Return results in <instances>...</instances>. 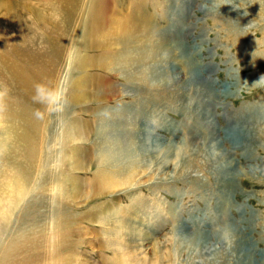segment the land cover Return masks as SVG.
Instances as JSON below:
<instances>
[{
  "label": "rangeland",
  "instance_id": "1",
  "mask_svg": "<svg viewBox=\"0 0 264 264\" xmlns=\"http://www.w3.org/2000/svg\"><path fill=\"white\" fill-rule=\"evenodd\" d=\"M10 1L18 4L17 0ZM123 1L131 4L136 0ZM146 1L149 3L146 13L156 15L160 28H173L174 37L178 29L182 30L176 41L183 42L181 47L192 53L202 75L211 81L217 102L199 91L197 84L188 85L187 79L195 78L196 73L181 67L175 71L172 59L165 56H162L164 61L158 60L153 65L150 59L140 67L124 65L123 73L87 69L86 74L96 75L102 79V84L107 81L122 92L117 95L102 85L98 89L88 86L87 92L102 96L99 101L91 98L78 101L69 96L64 72L53 89L61 94V100L45 107V113L27 103L8 72L0 69V116L4 122L0 136L9 145L14 143L13 148L0 152V170L13 164L20 170L31 171L34 178L41 181L34 185L21 206L22 210L25 207L23 212L20 210L10 223L0 226V257H5L8 247H14L12 244L33 241L36 248L31 251H35L26 253L37 257L35 260L40 257L38 252L45 253L46 264H116V259L126 254L146 258L149 263L155 261L154 257H161L160 264H200L201 259L194 260L188 244L177 241L178 237L198 231L200 237L208 236L210 242L216 244L220 233L233 228L242 236L254 263L264 264V81H258L264 76V0ZM27 12L30 26L44 35L35 14ZM0 28L8 43L3 48L0 44V52L5 53L19 42L7 24L2 23ZM147 44L153 51L157 50L154 38ZM33 47L22 48L36 54L35 61H48L49 51L43 42ZM80 48L85 51L84 42ZM159 76L165 80L158 79ZM8 119L14 122H5ZM66 120L68 124L79 122L88 133V141L76 145L79 155L90 160L87 170H72L61 153L64 150L70 153L73 148V145L65 146L66 133L62 127L63 121L67 125ZM211 124L216 126L215 130ZM12 130L24 136L23 142L21 138L12 137ZM231 132L234 137L230 139ZM193 134L220 137V147L228 150V160H235L239 169L235 183L228 181L225 173L212 171L203 158L186 145ZM156 138L173 145L174 152L170 149L172 153L167 159L162 156L156 159L157 153H153L152 167L145 163L141 169L144 174L138 176L139 171L136 172V184L89 199L79 196L83 191L90 192L100 156L108 159L112 156L113 162L109 163L114 164V168L110 164V167L104 166L110 172L127 175L133 169L130 164L134 160L148 159L142 155V142ZM203 143L198 141L196 146L202 148ZM55 152L58 156L53 155ZM115 155L126 160L124 166L115 167ZM168 159L171 161L165 166V173H174V167L178 166L172 178L162 180L153 173L152 179L146 181L145 169L153 171ZM184 160L189 166L186 174L181 167ZM43 171L47 172V177L39 175ZM62 172L69 179L77 180L78 191H73L72 181L70 184L60 180L59 184L49 178L50 175L53 180L55 174ZM61 184H64L63 191ZM133 205L141 207L138 212L125 210ZM109 211L117 213L114 217L136 219L137 227L146 234L142 237L149 239L138 242L136 247L128 244V235L126 237L125 229L121 228L127 225L125 220L113 226L114 217H109L107 223L99 219L108 217ZM28 212L27 217L23 215ZM30 215L37 219L32 220ZM59 221L66 228L58 232V247L50 250L54 254L47 255L45 249L49 247L39 249L37 246H41L42 241L48 242L45 234L51 238ZM224 238L222 235L220 239ZM114 243L122 247L128 244L126 252L116 251ZM156 247L159 256L155 254ZM14 248L16 260L25 255L18 245ZM215 264L238 263L232 255L229 260Z\"/></svg>",
  "mask_w": 264,
  "mask_h": 264
},
{
  "label": "bare ground",
  "instance_id": "2",
  "mask_svg": "<svg viewBox=\"0 0 264 264\" xmlns=\"http://www.w3.org/2000/svg\"><path fill=\"white\" fill-rule=\"evenodd\" d=\"M17 3L18 4L13 3L10 0H0V25L2 23L7 24L13 34L16 35L15 39L19 42L16 43V45H11L7 52H0V69L8 72L16 85L18 93L23 96V99L27 103L38 107L43 113L47 112L45 107L47 108L50 103L41 102L35 98V86L37 84L45 85L46 89L53 91L65 72L67 73V76L64 84L67 86L69 96L71 94L73 98L78 101H82L84 98H91L92 101H99L102 96L99 97L98 94L87 92L86 88L88 86L93 89H98L102 85L101 87L104 86L107 90L117 92V95L119 93L122 94V92H120V89L118 90L115 85H108L106 83L107 81H103L102 84V79L100 80L96 75L91 76L86 74L85 72L87 69H104L114 71L115 73H121L122 70H125L123 67L124 65L128 64L132 67H140L149 59L151 60L150 63L153 65L158 60H160V62L162 60L164 61V57L162 56L172 59V62L175 65V71L178 70V67H181L189 68L191 73H196L195 78H188V76L185 75L188 78V85L191 83L197 84L199 91L208 96L212 102H217L216 93L213 91L214 87L211 81L205 79L202 75L198 63L193 59L192 53H190L186 47L184 48L183 45V47H181L180 43L183 42L176 41V39H180L182 30L178 29V33L174 37L172 36V33L176 30L173 28H160L156 23V15H149L146 13L145 10L149 6V3L146 0H136L131 4L129 2H124L123 0H17ZM127 6L130 7L127 8ZM37 9H40V12L37 11ZM27 10L35 14L36 23L43 28V31L46 34H44V38H42L44 35L37 33L30 26L31 24L27 20V15L29 14ZM3 33L2 28H0V44H3L2 48L8 45ZM153 38L156 42V51H153V48L148 47L147 44V42L151 43ZM39 42H43L44 47L49 51V55L47 56L48 61H45L44 63L35 61V59H38V56H36V54H29L25 48H22L25 46L33 47V44ZM83 42L86 52H98L101 50L103 52L88 54L80 48ZM80 69H82V71H80ZM145 70L154 71L152 68H145ZM179 75H182V71L179 72ZM157 78L162 81L165 80V77L159 76ZM51 107L52 105H50V108ZM205 112L207 116L210 117L208 109H205ZM51 113L52 110L49 114ZM0 117L1 126L4 122H2L3 117ZM13 119L15 121V116ZM10 120L11 119H8V121L6 120L5 122H14ZM66 122L67 125L63 121L62 127H65L66 136L63 137L62 135L61 137L66 141L65 146L73 145V148H71L70 153L66 150L61 153L64 154L67 159L65 161L69 163L72 170H87L90 167L88 165L90 164V160L84 159L79 155L78 147L76 145L81 142H87L88 133L79 122H72V124H68V120H66ZM215 128L216 126L214 125L213 129L215 130ZM12 133L13 138H21L23 142L22 138L24 136L22 134H18L15 130H12ZM232 133L233 132L229 134L230 139L234 137ZM196 134L191 136V139L186 142V145L188 147L191 146L195 154L202 157L205 164L210 167L212 171L215 170L219 173H225V178H228V181H231V183H235L236 178L239 175V169L237 168L235 160H228V150L224 147H220L222 144V141L218 140L220 137L217 136L218 138L216 139L217 134H203L205 136H198ZM157 139L158 138H156L155 141L148 139L142 142V145L140 146L142 155L148 159L145 158L144 161H142V159L140 161V158L138 161L134 160V162L130 164L133 169H131L127 175L110 172L111 170L104 166H108L110 164L109 162H113L111 158L112 156L109 157V159L107 156H100L101 158L97 165L96 176L92 182L93 186L90 189V192L83 191L82 195L79 196L89 199V197L92 196L106 195L127 185L132 186L136 184V172L139 171L138 176H142L144 173H141V169L145 163L147 166L152 167L151 164H153L154 161H152L150 157L153 153H157L156 159H160L161 156L164 159H167L172 151L174 152L173 145L164 144ZM198 141L204 142L202 148L196 146V142ZM13 144L14 143L9 145L8 142L0 136V152L13 148ZM53 155L58 156V152L53 153ZM53 158L55 159V156ZM136 158L137 157L135 156L134 159ZM115 160H117V165H115V167L124 166V163L126 162V160L120 155L119 157L115 155ZM170 161V159L162 161L158 168H155L150 172L148 168L145 169V174H148V179L146 181L152 179L153 173L156 174L155 176L161 177L162 180L171 179L173 174L177 172L178 166L174 167V173H165V166L169 165ZM43 164H46L45 167L48 166L45 162H43ZM110 165L113 167L114 164ZM181 167L183 174H186L189 168L186 160H184ZM42 173L39 174L42 175V178L44 175L47 177V172L46 174L44 171ZM49 178H51V181L59 184L60 180H66L65 183L70 184L72 181L73 191H78L77 180L69 179L63 172L58 175L55 174L53 180L50 175ZM38 181L37 178H34L31 171L26 172L25 170H20L19 167L13 164L1 168L0 226L10 223L14 214H17L22 210L21 206L29 197L30 191H33L35 187L34 185H38ZM40 182L41 181H39V183ZM63 185L64 184H61L62 191L64 190ZM62 191H60L61 194ZM139 208L141 207L135 208L133 205V207L131 206L125 210L138 212L137 209ZM24 209L25 207L23 210ZM29 213L30 212L24 213L23 215L27 217ZM108 213V217L99 219L107 223L109 217L117 215L116 212L113 213L112 211H109ZM29 218L36 220L37 216L30 215ZM120 220H125L127 223L125 227L121 228L126 231L124 235L126 237L128 235V244L132 243L135 246L139 244L138 242L146 240L147 237H142L146 236V234L142 233L139 227H137L139 222H137L136 219L130 220L127 218L124 219L120 216L114 217L112 220L113 226H118ZM64 228H66L65 224L59 221L56 231L53 232L54 235L50 238V236L45 234L48 242L45 243V241H42L41 246L37 247H39V249L49 247L50 249H45L47 255H53L54 252L52 253L50 250H55V246L58 247V241H60L58 232H61ZM116 234L119 235L120 233L117 232ZM222 235H225L223 240L220 239ZM209 239L208 236L205 238L200 237V233L196 231L189 235H181L178 237L177 241H182L183 243L188 244L190 249L189 254L194 260L201 259L202 263L200 264H205L204 262L215 264L222 260H229L232 255L235 256L238 264H255L253 257L244 247L242 236L237 233L235 229H226L224 232L220 233V237H218V242L216 244L211 243ZM229 240H231V244H229ZM32 242L28 241V243L12 244L14 247L18 245L20 248L19 250H22L25 254L17 260V251L14 247L9 246L6 250L5 257H3V255L0 257V264H46L48 258L45 253L42 255L40 252H35L40 256L37 260H35L37 257H32L28 254L35 251H31V249L36 248ZM114 245L116 251L126 252L127 245L125 247H122L117 243H114ZM157 252H159L158 247L155 248V254L156 256H159ZM125 256L124 258H117L116 264L161 263L159 261L161 260V257H154L155 261L149 263L146 258L138 255L133 256L126 254Z\"/></svg>",
  "mask_w": 264,
  "mask_h": 264
},
{
  "label": "clouds",
  "instance_id": "3",
  "mask_svg": "<svg viewBox=\"0 0 264 264\" xmlns=\"http://www.w3.org/2000/svg\"><path fill=\"white\" fill-rule=\"evenodd\" d=\"M247 14V12H245ZM258 81H264V76H262ZM256 83V82H255ZM36 99L41 102H58L61 100V94L54 92L50 89H46L45 85L37 84L36 86Z\"/></svg>",
  "mask_w": 264,
  "mask_h": 264
}]
</instances>
